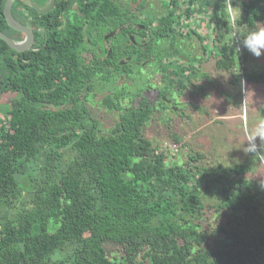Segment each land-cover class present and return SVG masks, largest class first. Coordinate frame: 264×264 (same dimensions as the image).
<instances>
[{
	"label": "trees",
	"instance_id": "obj_1",
	"mask_svg": "<svg viewBox=\"0 0 264 264\" xmlns=\"http://www.w3.org/2000/svg\"><path fill=\"white\" fill-rule=\"evenodd\" d=\"M77 1L90 25L120 11L115 0ZM163 1L170 12L157 21L158 38L169 37L177 60L170 83L186 87L177 76V66L186 62L178 43L193 33L213 60L209 78L220 73L234 85L264 83V72L246 67L249 52L237 49L249 26L264 23V0H244L235 27L222 16L224 0ZM5 3L0 0V30L6 27ZM191 22L195 27L187 29ZM77 23L73 34L53 33L28 59L0 38V98L11 95L7 108L0 107V264L262 262L264 233L250 242L234 236L236 215L245 219L243 225L253 218L264 224V186L247 177L250 164L207 167L194 153L186 162L169 161L172 153L145 131L156 111L147 96L124 104L127 92H104L103 105L118 114L108 133L87 104L67 103L69 96L72 101L81 96L85 82L92 80V89L94 79L106 78L108 70L83 66L79 51L86 46V26ZM122 70L130 71L127 65ZM171 137L182 144L178 132ZM67 153L73 154L66 163ZM34 168L39 174L33 175ZM199 187L218 203L207 206ZM21 189L30 201L15 208ZM209 211L218 218L228 215L217 223L227 236L225 246L211 248L218 231Z\"/></svg>",
	"mask_w": 264,
	"mask_h": 264
},
{
	"label": "flooded vegetation",
	"instance_id": "obj_2",
	"mask_svg": "<svg viewBox=\"0 0 264 264\" xmlns=\"http://www.w3.org/2000/svg\"><path fill=\"white\" fill-rule=\"evenodd\" d=\"M52 1L14 0L12 5L13 16L31 29L32 39L25 32L10 26L5 16L6 27L0 31L16 42L31 41L29 48L23 51H18L8 45L17 54L21 53L23 58L28 59L31 55L29 51L45 48L49 43V38L55 32L62 38L73 34L75 26L78 24L77 22H81L86 26L84 37L86 46L79 51V59H81L83 66L90 68L91 64H101L100 67L110 70L105 73L107 76L113 74L114 77L115 74H119L121 81L118 86H120L121 92H123L124 87L122 66L127 65L131 71L126 74L128 79H132V81L134 78L139 80L141 76L143 78L145 76L146 80H153L150 83H155L153 87L159 89L158 92H155V98L161 101L162 106L166 110H172L173 112L182 110L186 112L189 109H193L196 102L184 101L185 103H183L181 98L185 95L190 97V99L197 95L204 96L208 90L207 84L216 82L215 78L217 75L211 76V78L208 77L211 69L205 70L203 65L198 63V60L194 61L192 59L199 52L196 44L190 47H193L192 49H195V51L188 50L187 53L181 52L179 54L187 58L188 56L192 57L189 62L186 61L181 67L177 66L181 68L177 76L182 79V83L186 87L184 89L179 88L178 84H181V82L170 83L171 71L176 67L177 60L171 56L174 48L169 37L158 38L157 21L162 15L170 12V8H167L163 0H115L120 9L119 13L109 19L105 18L103 22L91 25L84 20L85 14L80 11L77 0H54L53 3ZM42 9H46V11L41 12ZM182 40L178 45H183L184 42ZM178 48L181 51L183 50L181 47ZM205 58L207 59L208 57ZM162 62L166 63L168 67L165 72L163 71ZM156 73H159V78L156 77ZM101 78L94 79L95 84L92 89L89 88L92 80L85 82L80 90L81 96L75 97L73 101L71 96H69L67 103L73 106L74 101L84 102L102 119L107 118L102 112L99 114L100 109L107 111V108L104 105L99 107L97 104V102H101L97 99L99 94L101 93L102 95L104 92H109V90L104 92L97 90L98 82L96 80ZM105 79L108 80L105 82L113 87V80H109L108 77ZM110 112L114 113V111Z\"/></svg>",
	"mask_w": 264,
	"mask_h": 264
},
{
	"label": "rangeland",
	"instance_id": "obj_3",
	"mask_svg": "<svg viewBox=\"0 0 264 264\" xmlns=\"http://www.w3.org/2000/svg\"><path fill=\"white\" fill-rule=\"evenodd\" d=\"M243 1L233 0V5H239L243 8ZM202 15L207 18L208 10L203 12ZM192 27L195 26L191 22L187 24L186 28ZM182 41L184 43L183 45L179 44V47L183 48L182 52L184 53H187L188 50L195 51V49H192L193 47H190L197 44L199 52L194 56L198 58V63L203 65L205 70H210L213 60L205 58L206 54H204L202 41L198 36L193 33L191 38L188 35ZM249 55L250 58L246 63L247 69L250 72H264V55L259 58L253 56L251 53ZM185 61L189 62L190 58L186 57ZM149 73L151 74V72ZM156 74V77L159 78V73ZM216 75L218 76L215 78L216 82L207 84L208 90L204 96L197 95L193 99H190V97L185 95L181 98L183 103H185L184 101L196 102L193 109H189L186 112L182 110L173 112L172 110H166L162 106L161 101L155 98V92H158L159 89L153 87L155 86V83L151 84L153 80H146L145 76L144 78L141 76L139 80H135L134 78L132 81V79H128V75L123 74V92H127L128 95V97L123 99V103L128 104V102H134L138 96H147L154 103L156 107L155 116L148 123L145 131L156 145L172 141L171 133H179L182 144L179 146L177 155L172 154L173 158L169 155V161L186 162L188 153H194L199 154L197 157L198 162L207 167L218 165L226 166L237 162H246L253 168V172L248 174L247 177L250 181L258 185V187H262V184H264V161L256 164L253 156L251 154H245L240 147L243 146L245 140V129L251 128L256 120L264 117V83H247L243 80L234 85L230 82V77L227 74L217 73ZM107 77L113 80V87L105 82L108 81L107 79L101 78L100 80H96L98 82L97 90L104 92L114 89L120 93L121 88L118 85L121 77L119 74H115L114 77L113 74ZM10 96V94L6 95L5 101L0 98L2 109L7 108V99ZM101 96L100 93L97 98L99 102L101 101L100 103L97 102L99 107L103 105ZM101 112L107 117L102 119L101 129L103 133H108L112 129L114 122L118 119V114L117 112L112 113L108 109L107 111L100 109L99 114ZM257 142L259 143V140ZM72 154H66V163L70 160ZM38 170L39 168H34L32 171L33 175L39 174ZM199 191L202 200L207 206L218 203V200L211 198L207 194L204 187H199ZM21 192L23 195H20L13 202L15 208L22 207L30 201L29 194H26L22 189ZM262 209L264 213V205ZM209 215H211L215 223L212 225L215 231H218L217 223L224 222L228 219V215L226 216L225 214L221 218H218V213L216 214L213 211H209ZM233 215V213H229V216ZM244 220L240 215H236L234 219V228L237 232L234 233L235 239L239 240L241 237L251 238L248 240L250 242L252 239H257L259 235L264 233V224L261 223V220L253 218L246 221L245 225H243L242 222ZM241 224L243 234L238 233ZM226 237L224 233L218 231L211 241V248L225 246L228 241ZM64 252L67 254L66 251ZM259 262L258 264H264V260Z\"/></svg>",
	"mask_w": 264,
	"mask_h": 264
},
{
	"label": "clouds",
	"instance_id": "obj_4",
	"mask_svg": "<svg viewBox=\"0 0 264 264\" xmlns=\"http://www.w3.org/2000/svg\"><path fill=\"white\" fill-rule=\"evenodd\" d=\"M222 13L228 23L235 27L237 21L241 20L242 8L234 6L233 0H224ZM241 47L257 58L264 55V23L255 21L247 28L237 49ZM240 148L245 154H251L256 164L264 161V117L256 120L251 128L245 129V140Z\"/></svg>",
	"mask_w": 264,
	"mask_h": 264
},
{
	"label": "water",
	"instance_id": "obj_5",
	"mask_svg": "<svg viewBox=\"0 0 264 264\" xmlns=\"http://www.w3.org/2000/svg\"><path fill=\"white\" fill-rule=\"evenodd\" d=\"M14 0H6L5 3V7H4V13L7 19V22L10 26H12L13 28H15L16 30L25 32L26 34H28L31 39L33 38V34L31 29H29L28 27H26L25 25H23L20 21H18L17 19H15V17L13 16L12 13V5H13ZM54 2V0L52 1V3ZM32 3V2H31ZM32 5L35 6L34 3H32ZM46 9H42L41 12H45ZM0 38H2L3 40L6 41V43L18 50V51H23L29 48L30 46V42L31 41H27V42H16L14 41L12 38H10L7 34H5L4 32L0 31ZM181 58L186 59L185 56H181Z\"/></svg>",
	"mask_w": 264,
	"mask_h": 264
},
{
	"label": "built area",
	"instance_id": "obj_6",
	"mask_svg": "<svg viewBox=\"0 0 264 264\" xmlns=\"http://www.w3.org/2000/svg\"><path fill=\"white\" fill-rule=\"evenodd\" d=\"M236 42H237V40H236ZM163 147L167 148L172 154H176V152H178V150H179V146L175 143H172V142H164Z\"/></svg>",
	"mask_w": 264,
	"mask_h": 264
}]
</instances>
